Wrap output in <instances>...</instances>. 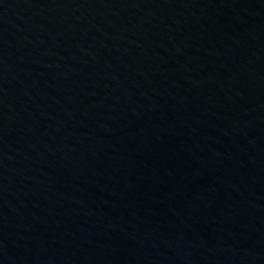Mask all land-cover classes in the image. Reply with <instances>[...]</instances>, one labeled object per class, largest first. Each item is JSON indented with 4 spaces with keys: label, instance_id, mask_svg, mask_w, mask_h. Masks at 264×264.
Masks as SVG:
<instances>
[{
    "label": "water",
    "instance_id": "water-1",
    "mask_svg": "<svg viewBox=\"0 0 264 264\" xmlns=\"http://www.w3.org/2000/svg\"><path fill=\"white\" fill-rule=\"evenodd\" d=\"M0 264H264V0H0Z\"/></svg>",
    "mask_w": 264,
    "mask_h": 264
}]
</instances>
